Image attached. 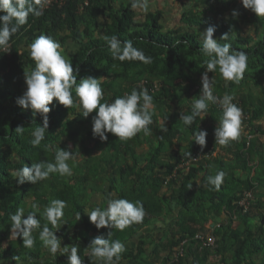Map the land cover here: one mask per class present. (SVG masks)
<instances>
[{"label":"trees","instance_id":"16d2710c","mask_svg":"<svg viewBox=\"0 0 264 264\" xmlns=\"http://www.w3.org/2000/svg\"><path fill=\"white\" fill-rule=\"evenodd\" d=\"M138 18L130 0H45L43 15H29L27 24L0 49V260L3 264H67V255L55 259L33 232L35 245L23 246L11 234L10 216L18 208L25 215L33 203L40 213L52 199L67 201L64 224L55 232L61 247L78 244L83 264H103L87 256V246L97 235L108 238L109 229H96L86 210L106 206L109 193L139 200L146 216L141 224L124 231L111 229L110 239L126 246L120 264H264V18L242 7L240 0H178L183 5L180 23L167 25L165 10L152 4ZM158 3V2H157ZM233 10L239 15L232 17ZM142 14V13H141ZM97 17L101 19L98 20ZM214 26V38L248 54V69L239 84L208 73L214 94L234 95L243 109L242 134L215 155L214 129L221 109L211 104L204 120L185 126L180 114H188L201 90L206 56L201 52L200 32ZM228 33V39H220ZM40 34L56 39L82 77H103L105 99L144 87L156 106L151 134L138 133L121 141L108 133L106 141L92 134V116L83 117L75 107L65 108L54 99L49 105V125L39 146L30 143L31 132L42 126V116L16 104L25 91L24 71L34 67L28 44ZM117 36L152 57V63L114 59L104 36ZM156 85L157 89H156ZM73 95L75 92L73 90ZM23 125L25 131L14 130ZM164 126L167 131H163ZM206 130V146L200 149L190 136ZM251 135V138H249ZM50 145V148H46ZM60 147L72 151L76 163L71 177L53 173L36 184H16L12 173L24 165L54 161ZM190 152L191 159L185 153ZM180 167V165H182ZM217 170L226 173L219 191L207 185ZM244 192L255 200L247 212L238 201ZM81 214L76 220V213ZM213 224V225H211ZM51 227V225H49ZM213 236L203 246L196 235ZM203 246V247H202ZM19 257L18 260L13 259Z\"/></svg>","mask_w":264,"mask_h":264},{"label":"clouds","instance_id":"9594fccd","mask_svg":"<svg viewBox=\"0 0 264 264\" xmlns=\"http://www.w3.org/2000/svg\"><path fill=\"white\" fill-rule=\"evenodd\" d=\"M243 8L251 10L257 18H264V0H240ZM45 0H0V49L8 48L11 38L19 31L20 27L27 24L29 15L39 17L43 15V5ZM151 0H130V7L140 13L146 14L149 11ZM232 17H237L239 12L233 10ZM100 20V17H97ZM214 26L207 27L200 32L202 40L201 52L207 59L204 61L205 71L201 73V90L197 98L191 105L188 114H180L179 119L185 126H191L199 118L201 121L208 115L211 104H216L221 109L217 126L214 129L215 143L221 146H228L232 141L240 139L242 134L243 109L234 103V95L225 92L222 97L214 94L213 79L208 73H219L221 79L239 84L244 79V74L248 69V54L241 50H235L229 43L220 44L214 38ZM107 46L114 59L120 61H140L143 64L152 63V57L145 55L143 50L135 47L132 40L121 41L117 36H104ZM220 39L227 40L228 33ZM28 54L34 62V67L24 71L25 91L17 98L16 104L22 109L31 110L33 116L39 113L42 116V126L36 125L31 132L30 143L33 147L39 146L45 138L50 112L49 105L55 99L65 108L75 107L83 112V117L92 116V134L100 141L108 139L107 134L111 133L121 141H127L143 132L145 135L151 134L150 125L153 124V115L156 106L153 96L144 87L133 88L131 92L122 96H117L112 100L105 99V90L101 86L103 77L94 78L92 76L82 77L77 81L79 68L75 70L71 59L63 54L61 44L52 36L40 34L28 44ZM73 90L75 96L73 95ZM163 131H167L164 126ZM25 131L23 125H18L14 132L22 135ZM206 130L198 128L190 136V142H195L201 150L206 146ZM251 138V135L249 136ZM50 148V145H46ZM195 160L190 152L185 153ZM69 161L76 163L73 152L58 147L55 150L54 161H39L24 165L22 168L12 173L16 184L25 182L36 184L46 180L53 173L60 176L71 177L73 168ZM226 173L217 170L215 175L207 177V185H211L219 191L224 183ZM106 206H96L86 210L89 222L96 229H109L108 238L103 235L94 237L87 246L88 257L96 258L103 264H120L122 254L126 251V246L119 239H110L111 229L124 231L133 224H141L146 216L143 203L139 200L135 202L115 197L114 193H109ZM67 201L62 199H52L43 207L41 217L47 223L41 224L37 212L40 206L33 203L30 211L25 215L24 208H18L10 216L11 234L14 238L20 237L24 247L31 249L36 243L33 232L39 231V239L43 246L55 259L58 252L67 255V264H83V258L79 254L80 247L73 244L68 247H61V239L55 232L64 224V210ZM81 214L76 213V220H80ZM51 225V227H49ZM13 259L18 260L19 257ZM0 264L3 261L0 260Z\"/></svg>","mask_w":264,"mask_h":264},{"label":"rangeland","instance_id":"374dc122","mask_svg":"<svg viewBox=\"0 0 264 264\" xmlns=\"http://www.w3.org/2000/svg\"><path fill=\"white\" fill-rule=\"evenodd\" d=\"M158 2V3H157ZM157 2H153L152 4L159 6L160 8L165 10V17L167 19V25L168 26H173L176 23H180V11L183 7V5H179L178 0H157ZM143 13L141 14L139 12L138 18H141Z\"/></svg>","mask_w":264,"mask_h":264},{"label":"built area","instance_id":"2783aa9c","mask_svg":"<svg viewBox=\"0 0 264 264\" xmlns=\"http://www.w3.org/2000/svg\"><path fill=\"white\" fill-rule=\"evenodd\" d=\"M157 86L156 85V89H157ZM248 116L246 117L245 115H243V118L242 119H247ZM244 126H242L243 128ZM182 165H180V167H182ZM255 200V197L254 195L251 193V192H244L242 194V196L240 197V200L238 201V204L240 206V208L242 209V211L245 213L248 211L249 207L251 206V203ZM196 239H199L202 241V245L203 246H211L213 243H214V238L213 236H211L210 234L206 237L200 235V234H197L196 235ZM202 246V247H203Z\"/></svg>","mask_w":264,"mask_h":264},{"label":"crops","instance_id":"0c3cea01","mask_svg":"<svg viewBox=\"0 0 264 264\" xmlns=\"http://www.w3.org/2000/svg\"><path fill=\"white\" fill-rule=\"evenodd\" d=\"M250 136V135H249ZM250 138V137H249ZM220 151V148H219V145H217L215 148H212L211 149V153H213L214 155L216 154V153H218ZM211 225H213V224H211Z\"/></svg>","mask_w":264,"mask_h":264}]
</instances>
